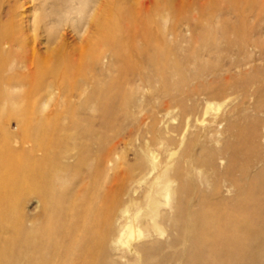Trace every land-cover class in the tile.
Returning <instances> with one entry per match:
<instances>
[{"label": "rangeland", "instance_id": "rangeland-1", "mask_svg": "<svg viewBox=\"0 0 264 264\" xmlns=\"http://www.w3.org/2000/svg\"><path fill=\"white\" fill-rule=\"evenodd\" d=\"M63 1L0 0V264H264V0Z\"/></svg>", "mask_w": 264, "mask_h": 264}, {"label": "bare ground", "instance_id": "bare-ground-1", "mask_svg": "<svg viewBox=\"0 0 264 264\" xmlns=\"http://www.w3.org/2000/svg\"><path fill=\"white\" fill-rule=\"evenodd\" d=\"M63 5H66V6H71L72 5V0H65L62 2ZM79 11V10H78ZM10 22L11 20L7 21V22H2L0 20V45H8L10 47L14 46V43L15 41L12 40L11 38L7 37L6 35L9 33V30H10ZM2 36V38H1ZM162 195L164 196L165 199L169 200L171 198V192L169 189H166ZM127 226V229H129L128 225ZM126 228V227H125ZM131 229V228H130ZM44 235V234H43ZM239 235V234H238ZM45 237V236H44ZM47 239V238H46ZM25 243V242H24ZM27 243V242H26ZM25 243V244H26ZM46 244V243H45ZM39 245V243L35 242V241H31L30 243L26 244V245H22L19 250H18V256L16 258V263L15 264H39V262L37 260H35V257L34 256V252L33 250ZM43 245V243H42ZM238 245V244H237ZM235 246V248L239 249V248H242L241 245H238V246ZM43 247V246H42ZM46 247V246H44ZM43 247V248H44ZM56 249L53 253V255L51 254L49 256V259L51 262V264H63V261L64 259H62L63 255H62V252L61 250L64 249L65 247V242L64 241H61L59 242L57 245H56ZM51 248V247H50ZM40 249V248H39ZM38 249V250H39ZM42 250V249H41ZM45 250V249H44ZM54 250V249H53ZM86 250V249H85ZM241 250V249H240ZM36 251V250H35ZM92 251V250H91ZM43 252V251H42ZM47 252V251H45ZM44 252V254H45ZM61 252V253H60ZM87 252V251H86ZM26 253H31L29 257H26ZM37 253V251H36ZM71 253V252H70ZM47 254V253H46ZM43 255V254H42ZM88 255V254H87ZM44 256V255H43ZM90 256V254H89ZM69 257V256H68ZM43 259V258H42ZM45 259V258H44Z\"/></svg>", "mask_w": 264, "mask_h": 264}]
</instances>
